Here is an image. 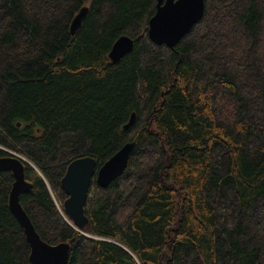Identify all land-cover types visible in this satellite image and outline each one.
Segmentation results:
<instances>
[{"label": "trees", "instance_id": "trees-1", "mask_svg": "<svg viewBox=\"0 0 264 264\" xmlns=\"http://www.w3.org/2000/svg\"><path fill=\"white\" fill-rule=\"evenodd\" d=\"M156 2L0 0V157L33 164L20 203L42 240L69 242L67 264H264V0H205L173 48L148 37ZM121 35L132 50L111 62ZM128 141L124 172L93 177L78 230L68 164L97 170ZM12 183L0 169V264H30Z\"/></svg>", "mask_w": 264, "mask_h": 264}, {"label": "water", "instance_id": "water-1", "mask_svg": "<svg viewBox=\"0 0 264 264\" xmlns=\"http://www.w3.org/2000/svg\"><path fill=\"white\" fill-rule=\"evenodd\" d=\"M204 9L205 0H157L155 12L148 20L149 39L157 45L164 44L173 48L200 21ZM87 10L88 7L83 6L72 18L71 34H75L78 30ZM133 43L134 40L130 36H119L108 53L111 62H118L128 54L132 50ZM134 120L135 113L132 112L124 128L132 125ZM134 146V141L124 143L97 170L95 159L90 156L76 158L68 164L65 174L61 178V188L67 194L63 208L78 230H83L88 222L84 213V205L93 177L98 186H108L126 169ZM24 162L33 166L29 160L12 152L0 157V169L11 171L13 176L8 196V207L23 228L30 247V264H67L69 242L61 241L56 244H48L42 240L20 203V194L28 192L32 187L31 182L25 178Z\"/></svg>", "mask_w": 264, "mask_h": 264}, {"label": "rangeland", "instance_id": "rangeland-1", "mask_svg": "<svg viewBox=\"0 0 264 264\" xmlns=\"http://www.w3.org/2000/svg\"><path fill=\"white\" fill-rule=\"evenodd\" d=\"M10 152L17 154L16 152H14V151H12V150H10Z\"/></svg>", "mask_w": 264, "mask_h": 264}]
</instances>
